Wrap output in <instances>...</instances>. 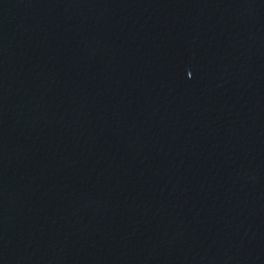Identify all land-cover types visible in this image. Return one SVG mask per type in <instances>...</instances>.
Listing matches in <instances>:
<instances>
[{
    "label": "water",
    "instance_id": "1",
    "mask_svg": "<svg viewBox=\"0 0 264 264\" xmlns=\"http://www.w3.org/2000/svg\"><path fill=\"white\" fill-rule=\"evenodd\" d=\"M174 264H264V157Z\"/></svg>",
    "mask_w": 264,
    "mask_h": 264
}]
</instances>
